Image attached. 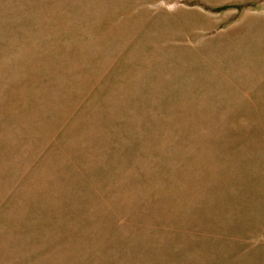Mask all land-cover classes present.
Here are the masks:
<instances>
[{
	"label": "rangeland",
	"instance_id": "374dc122",
	"mask_svg": "<svg viewBox=\"0 0 264 264\" xmlns=\"http://www.w3.org/2000/svg\"><path fill=\"white\" fill-rule=\"evenodd\" d=\"M0 264H264V0H0Z\"/></svg>",
	"mask_w": 264,
	"mask_h": 264
}]
</instances>
